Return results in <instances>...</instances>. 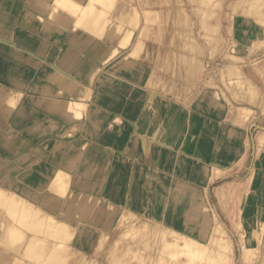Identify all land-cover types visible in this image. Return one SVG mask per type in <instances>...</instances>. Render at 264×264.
Here are the masks:
<instances>
[{
  "label": "rangeland",
  "instance_id": "rangeland-1",
  "mask_svg": "<svg viewBox=\"0 0 264 264\" xmlns=\"http://www.w3.org/2000/svg\"><path fill=\"white\" fill-rule=\"evenodd\" d=\"M69 1L49 0L47 9L41 11L42 17L51 16V24L41 38L56 47L55 51L49 48L58 54L57 58L36 54L35 61H28L33 67L28 69L31 77L22 93L13 94L8 80L0 79L4 106L8 110L24 108V118L18 120L21 130L10 128L11 119L0 121V135L8 143L0 145V192L7 193V197L0 198V240L5 236L8 212H18L20 219L30 220L31 225L35 224L37 210L46 208L37 222L41 227L39 236L43 231H52L53 235L33 244L35 264H42L53 250L65 247L66 242L57 248L52 242L61 234L56 233L58 228L68 230L61 235L72 244L75 237L85 240L83 234L91 225V230L95 227L94 231L100 228L102 232L122 221L128 225L120 224L115 248L132 236L133 248L138 250L133 249L135 253L130 252V256L128 253L125 264H167L171 260L173 264H180V260L183 264H197L198 257L199 264H264V260L260 262L264 254V0H99L97 6L103 11L99 13L106 16L133 3L126 25L139 22L132 28L127 25L120 41L108 39L109 48L96 51L80 63L83 76L79 72L67 76L56 71L63 76L58 84L38 74L47 66L48 74H56L57 60L68 42V38L55 42L49 37L65 32L55 25L53 15L58 8L69 7L77 15L69 30L81 32L78 21L83 24L86 20L84 15L81 20V14L88 10L97 13L95 0L84 4ZM0 3L2 13L12 18L6 27L10 41L18 29L17 15L25 10L28 1ZM151 8L157 9L153 10L157 18L146 20V11ZM206 12L208 28L202 25ZM230 16L237 20L236 24L229 20ZM244 16L252 18L250 26L257 32L245 33L234 43L235 33L244 29L237 26ZM36 21L43 22L40 18ZM97 39L105 40L100 36ZM28 54L7 49L12 62L22 61ZM170 57L180 69L190 67L192 71L193 67V71L164 70ZM131 68L137 72L126 75ZM35 80L41 85L33 84ZM119 85L114 95L123 105L108 111L103 98ZM30 89L32 97L43 95L39 94L41 90L50 91L44 93L49 105L43 108L23 97ZM10 97L16 102L10 103ZM98 112L108 115L100 119ZM128 112L135 115L131 117ZM60 145L72 149V158L62 156L61 163L43 169L40 175L31 170ZM252 171L251 181L244 183ZM46 174L52 175L50 182L56 188L40 189L35 184ZM88 180L96 183L90 190L85 186ZM132 183L137 190H129ZM81 195L82 202L73 204L81 207L89 203L83 209L90 211L89 219L76 221L70 227L72 220L65 209H70V200ZM13 200L17 206L11 211L7 206ZM100 218L113 223L110 226L106 222L105 226ZM90 219L100 222L91 224ZM216 222L224 231L217 230ZM141 224L143 227H139ZM81 225L84 228L78 236ZM248 225L253 226L250 231L246 230ZM184 237L191 239L184 243ZM88 240L90 244L93 239ZM154 242L158 261L153 263L149 255ZM169 243L178 253L167 252L172 249ZM2 246L7 243L3 241ZM190 248L196 249L194 256ZM86 249L76 254L84 250L91 253ZM118 249L109 251L112 261L120 255ZM67 262L77 264L74 256Z\"/></svg>",
  "mask_w": 264,
  "mask_h": 264
},
{
  "label": "bare ground",
  "instance_id": "bare-ground-1",
  "mask_svg": "<svg viewBox=\"0 0 264 264\" xmlns=\"http://www.w3.org/2000/svg\"><path fill=\"white\" fill-rule=\"evenodd\" d=\"M27 1H28V4H27L25 10H23V12L21 14L17 15L16 21L18 24V29L16 28V30L14 31V34L12 36L13 40H10V41L7 39L9 38V36H11V34H10V32H7L6 27H7V23L8 24L12 23V18L7 17L0 10V79L8 80L7 85L10 87V90H13L12 91L13 94L16 92L22 93L21 91H22L23 86L26 85L27 81H30V77H31L30 75L31 74H29L28 69L30 67H33V66H31L30 64L28 65V61H35L36 60L35 57L37 56L36 54L46 55L52 59H55L58 56V54L56 52L51 51L49 48V47L54 48V51H55L56 47H53L48 40L41 38V34L43 35L45 33V30H47V28L49 27L48 24H51V21H49L51 16L48 18L45 16L44 17L41 16V11L47 9L46 4L49 2V0H27ZM86 1L87 0H75L74 2H78L79 4H84ZM168 1H170V0H168ZM201 1L205 3L208 0H201ZM0 2H1V0H0ZM65 2H66V0H65ZM78 3H76V4H78ZM98 3H99V0L94 1V6L97 7V10H96L97 13L93 12V10H88V11H86L85 14L84 13L81 14L82 17L78 16L79 18L81 17V20H83V15H84V17H86V20H84L85 22L83 21L84 22L83 24H82V21L77 20L79 23H81V26L83 28L81 32H72L69 30V28L73 26L74 19L77 18L76 17L77 15L75 16L73 14V10L70 9L69 7L58 8L57 13L55 15H53L52 18H53L55 25H57V27L61 28L65 32H58L56 34L50 35L49 37L52 38L53 41H55V42H61L62 38L63 39L68 38V42L63 45V48H62L63 54L57 60V64L59 67H57L58 69H56L54 71L56 74L55 75H50V73L48 74L47 71H49V68L47 66V67H43L41 69V71H39L38 74H39L40 78H45V77L52 78L56 83L59 84V81L61 79H63V76H61V74L57 73L59 71H63L64 75L67 74V76L69 74H75V72L76 73L79 72V74L83 76L85 72L83 70H80V66H81L80 63H82L87 57H91L94 53H96V51H100L104 48H106V49L109 48V45H111V44L109 43L108 39H111L113 41H120V38L123 37V32H124L125 28L127 27V25H128V28H132L139 22V19L137 18L138 22L137 23L135 22V24L132 25L131 27L129 26V22L126 25V21L128 20L129 17H131V15L128 14V10L131 9V7L134 5L133 3H130L128 5V7L124 6L121 9H118L115 12V14H113L112 16H106V15L101 14L103 11H102V9L99 10L100 6H97ZM0 6H1V3H0ZM73 6H74V4H73ZM153 10L157 11L156 8H154V9L151 8V9H148V11H146V20H152V19L157 18V16H156L157 12H155ZM99 11L101 13H99ZM87 12H89V13H87ZM90 12H92V13L90 14ZM261 12H262V14H264V11H261ZM93 13H95V14H93ZM86 14H88V15H86ZM205 14H206V16H205ZM205 14H204V16H202V25L203 26H204V24L207 26L206 22H207V19L209 18L208 12H206ZM37 18H40L43 22H41V24H39L40 21H36ZM174 19H176V18H174ZM229 20H231V22L236 24L237 20H235V18L232 19V16H230ZM128 21H130V20H128ZM243 21H244V23H243ZM253 23L254 22H253L252 18H249L246 16L241 17L238 21L237 26H239V27L241 26L244 29H242L240 27L241 32L240 31H238V33L236 32L235 33L236 35L232 38V41L234 43L237 42L240 39V37L242 35H244L245 33L257 32V30L254 27L252 28L250 26V24H253ZM243 24H245V25H243ZM206 28H208V26ZM240 28H238V29L240 30ZM68 31H70V32H68ZM67 33H70V35L68 34V37H67ZM161 34L162 33H160V35ZM174 34H175V36H177L179 33H174ZM98 36L104 37L105 40L104 41L98 40L97 39ZM19 42L22 43V46L18 45ZM107 44H108V46H105ZM8 48H14L16 51H19V52L28 51V52H30V54H28L29 57L23 58L22 61H13L12 62L11 57H9L7 55V49ZM136 49L138 50V45L136 46ZM53 54H55V55H53ZM163 61L165 63V59ZM173 61L175 62L173 57L168 58V60L166 59V64H165L166 68H164V70L165 69L166 70L172 69V71L179 70L180 69V67H178L179 64L176 62L174 63ZM165 65L164 66L162 65L161 67L163 68V67H165ZM34 66H36V65H34ZM181 67L183 68V66H181ZM184 68L190 69V67H184ZM184 68H183V71L185 70ZM181 69L179 72H181ZM189 69H188V71H190V73H191L194 68L192 67V71H191V69L190 70ZM70 72H72V73H70ZM125 72H126L125 73L126 75L130 76L133 73H136L137 71L134 68H131V70L129 69ZM67 79H69V78L67 77ZM34 83H35V85H37V84L41 85V81H39V80H35L33 82V84ZM162 84H165V82ZM119 87H120V85L115 86V88L112 89L109 92V94L103 98V102L106 103V107H107L108 111L113 110L114 109L113 107H116V105H121V106L123 105V102L118 97H116L114 95V92H115L114 90L118 89ZM32 93L33 92L31 89L28 91H25V96H23V97H26L27 99L31 98L32 100H34L33 102L35 104H39V106H41L43 108L45 107V105H49L48 101H50V100L47 98V96L44 93L49 94L50 91L41 90L39 94L43 93V95H38L36 97H32ZM3 102H4V95L0 94V121H2L4 119H9V120L11 119L10 122L12 125L10 126V128H15L17 130H21L20 125L18 123V120L20 119L19 117L24 118V114H23L24 108H22V106H21L18 109L13 110V107H10V110H8L4 106ZM9 102L15 103L16 101L10 97ZM121 110H123V109H121ZM123 112H124V114L127 113L126 110H123ZM99 113L100 112H98V116L100 119H102L103 117L108 115L107 113H103V114H99ZM128 114L131 115V117L135 115L133 112H128ZM25 116H27V115H25ZM27 117L29 118V116H27ZM94 120H95V117H92L91 122H93ZM1 129H2V127H0V131H1ZM2 134H5V133H2ZM41 143H43V141ZM5 144L6 145L8 144L6 142V139L0 135V145L4 146ZM112 144H113V142H112ZM12 150H13V148H12ZM72 153H73L72 149L63 147L61 145L57 146L56 150H51V153H49L48 155L45 156L46 158L44 159L45 160L44 162L39 163L37 165H34L31 168V170L35 171V173L40 175L41 171L43 169L48 170L49 166H57L59 163H61L62 156L65 158H68V159L72 158V155H73ZM49 161H52V163H49ZM121 165H126V163L121 162ZM127 173H128V171H127ZM50 177L52 178V175H49V174L48 175L47 174L41 175V177L38 178V182H36L35 184H38L39 185L38 188H40V189H42V187H44L46 189H54V188H56L55 187L56 185H55V183L50 182ZM252 177H253V171L250 173L248 178H246L244 180V183L251 181ZM31 179H32V177H31ZM33 179H34V177H33ZM95 184L96 183L93 184L92 180H88V182L85 185L86 189L90 190L91 187L92 188L95 187L94 186ZM135 186H136V188H139L138 185L135 184ZM129 187H130L129 190H131V189H134V191L137 190V189H135L133 183ZM20 191H22V190H20ZM109 193H110V191L107 189L106 194H109ZM4 197H7V193L0 192V198H4ZM82 199H83V195H81L80 197L77 196L73 200H70L69 205H68L70 207V209L69 210L67 208L65 209V212L69 213L71 220H72L68 224L70 227H72L76 221L81 222L82 219L83 220L89 219L90 211H86V212H88L87 214L85 211L83 212L84 206L87 207L89 205V203L83 204L81 207H80V205L75 207L74 206L75 204H73L76 202H82L81 201ZM17 200L19 201V199H17ZM16 206H17V203L15 200H13L8 204L7 208H9L11 211H13V209L14 210L16 209ZM249 209H248V211H249ZM89 210H91V208ZM46 212H47L46 208L45 209L44 208L38 209L37 210V218L35 219V224H31V225H30V222H31L30 220H28V219L27 220L26 219L21 220L18 212L13 211V212L7 213V215H6L7 223H5V234H4L5 236H3L2 239L0 240V243L5 241L7 243V246L6 247L2 246V248H0V264H3L5 261L7 262V264H35L32 261V256H33V251H34L33 244L35 242H37L39 239H42V237L45 238V236L48 237V236L53 235L52 231H46L45 232L42 230L43 235H42V237L39 236V234H40L39 232H41V231H39V229H41V227L39 226V224L37 222L41 220V216L44 215ZM100 212H101V210L98 211L97 213H100ZM181 214H183V213H181ZM127 216L128 215H126L125 219L128 218ZM94 217H92V218H94ZM104 217L105 216H103V218ZM101 218H100L101 222L98 219L97 220H94V219L91 220L90 219L91 221H93V222H91V224H93L94 222L95 223L96 222H100V223L108 222V225H109L111 223L108 220H104V219H108L107 217L104 218L103 220ZM131 218H134V217H131ZM95 219H96V217H95ZM136 222H137V220H136ZM105 223H103V224L105 225ZM122 223L124 224L125 222L122 221L121 223H119V225H117V222H115V225L112 224V226H111V224H110L111 227H109L106 223L105 226H108V229H106L102 232L98 231V230H100V228H98V227H100V225L96 227V228H98V230L96 229L95 231H94L95 227H93V229L91 230V227L93 226V225H91L89 227H90V230L92 232L89 230L88 227H87L88 231L86 230V233H85V230L83 231V233H85V234H83L85 236V240H81L82 241L81 242L80 240H78L79 237L78 238L75 237L72 241V244L70 243L69 240L64 239L61 235L67 229L58 228L57 229L58 231H56V233L60 232L61 234H60V236H59V234H57L58 235L57 239L55 238V240H53L52 242L56 246V248L58 247V245H61V244L66 242L65 247L53 250L46 258H43L41 263L42 264H67L68 259L71 256H74L76 258L77 264H125L128 253L130 256V252H134L135 247L133 248L134 238L131 236V238L133 240L129 239L122 246H120L119 249L115 248L114 244L116 243V239L119 237L117 235V233L121 232V231H119V229L122 228L121 227L122 225H120ZM132 223H129L130 227L132 226L131 225ZM88 224H90V223H88ZM103 224H101V225H103ZM125 224H127V223H125ZM96 225H98V223ZM135 225H137V224H135ZM216 225L217 226L219 225L218 222H216ZM82 226L83 225H81V227H79L78 236H79V233L82 235V230L84 228V227L82 228ZM141 226H142V224L139 227H141ZM220 226H221V224L219 225L218 228L216 227L217 230L218 229L220 230V228H221ZM125 227H127V226H125ZM139 227H137V228H139ZM252 227H253L252 225H248L246 230L250 231L252 229ZM135 228H136V226H135ZM129 229H131V228H129ZM129 229H127V230H129ZM101 230H102V228H101ZM222 230L223 229H221L220 231H222ZM30 231H33V232H30ZM88 235H90L91 239H93V240H91L90 244L87 243L89 241L88 238L90 239V237ZM164 236L165 235L163 234V239H164ZM12 239H14L15 242ZM79 239H83V238H79ZM120 239L122 240V238H120ZM190 239H191L190 237H184V239H183L184 243H188ZM10 240H12L14 243L12 244L11 243L12 241H10ZM166 240H168V239H166ZM166 240L164 239V242ZM9 241H10V243H9ZM171 241H173V240H171ZM77 244H79L80 246H78ZM155 244L156 243L154 242L151 245V247H150L151 253L149 255V258L153 259V263L155 261H158V258L156 257V254H155V252H157L156 248H155ZM166 245H167V243H166ZM170 245H172V246H170V248H172V249H170V251H167V249H166V251L168 253H172L171 250H173V248H175V246L173 247V244H170ZM78 247H80V248H78ZM116 247H118V246H116ZM179 247L177 246V248H179ZM83 248L84 249L89 248V251L91 250V253L86 254L84 252H88V251L84 250V252L81 251L80 255L76 254V251L79 252L81 249L83 250ZM104 248H106V249L103 251ZM177 248H176V250H177ZM117 249L120 250V252H119L120 255L115 256V258H113L114 260L112 261L111 260L112 258L111 259L109 258V255L111 254V252H109V251H112V253H113V250L117 251ZM133 249H134V251H132ZM137 249H139L138 246H137ZM101 250L103 252L101 255L99 254L100 255L99 256L98 252ZM182 250H184V248H182ZM137 251H135V252H137ZM189 251H191L190 254L192 256H194V253H196V249H194V248H190ZM104 252L106 253V255H103ZM174 252L178 253V251H174ZM132 255H134V254H132ZM185 255L187 256V254H185ZM263 255L264 254H262V256H261L262 261L260 260V262H263V260H264ZM134 256H132V257H134ZM189 257L187 258L188 260H189ZM163 258H165V257H163ZM177 258H178V256H177ZM212 258L213 257H211V259ZM215 258H216V256H215ZM159 260H161L160 257H159ZM195 260L197 261V262L196 261L195 262L197 264H199L198 263V261L200 260L199 257H198V260H197V258ZM216 260H217V258H216ZM172 261L173 260H171V262H169V263L173 264L174 262L172 263ZM180 262L182 264L184 263L181 260H180ZM163 263H164V261H163ZM169 263H167V264H169ZM177 263H179V262H177ZM136 264H138V262ZM187 264H189V262ZM191 264H193V263H191ZM214 264H215V262H214Z\"/></svg>",
  "mask_w": 264,
  "mask_h": 264
}]
</instances>
